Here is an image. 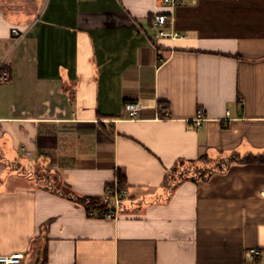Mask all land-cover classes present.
I'll return each instance as SVG.
<instances>
[{
    "label": "crops",
    "instance_id": "1",
    "mask_svg": "<svg viewBox=\"0 0 264 264\" xmlns=\"http://www.w3.org/2000/svg\"><path fill=\"white\" fill-rule=\"evenodd\" d=\"M164 1L0 0V256L249 264L264 249V164L164 186L175 169L264 155V0ZM120 178L115 220L54 191L103 197Z\"/></svg>",
    "mask_w": 264,
    "mask_h": 264
},
{
    "label": "built area",
    "instance_id": "2",
    "mask_svg": "<svg viewBox=\"0 0 264 264\" xmlns=\"http://www.w3.org/2000/svg\"><path fill=\"white\" fill-rule=\"evenodd\" d=\"M166 5L173 6L176 4V1L165 0ZM170 22L168 15H159L154 20V26L159 29L158 37H170L171 35L164 31L166 25ZM12 33L17 37L18 41H21L25 37V33L19 32L17 29H13ZM177 36V34L175 35ZM10 74L2 66H0V82L8 81ZM125 109L129 114L130 119L139 118L144 105L141 101L139 102H130L125 105ZM161 114L164 117H168L169 113L166 109L161 111ZM229 115V114H228ZM205 121V112L200 110L198 112V117L196 119V127L200 128L202 123ZM126 192L124 189H121L118 184H115L113 188L107 189L103 197L110 202V209L93 211L87 210V215L91 218H99L104 220H115L119 213L122 211L123 200L125 199ZM245 261L249 264H264V249L261 248H249L244 252ZM25 257L22 253H15L10 256H0V264H24Z\"/></svg>",
    "mask_w": 264,
    "mask_h": 264
},
{
    "label": "trees",
    "instance_id": "3",
    "mask_svg": "<svg viewBox=\"0 0 264 264\" xmlns=\"http://www.w3.org/2000/svg\"><path fill=\"white\" fill-rule=\"evenodd\" d=\"M232 162H239V163H251V164H264V155H258V156H247L244 158L238 157L236 155H233L229 158L227 161H223L221 163H218L215 165V167H212L211 169H186L179 171L177 169L173 170L170 173V176L167 177V181L165 182V188L168 191V194H170L173 189L178 186L181 182H184L186 180H206L208 179L212 174L214 173H220L225 172L228 170L229 166ZM123 181L120 178L118 181V186L123 189ZM114 185L107 187L113 188ZM54 191L56 193L62 194L64 196H67L77 203L83 205L88 211H101V210H108L110 209V202L107 201L104 197H78L75 196L73 193H71L68 190L62 189V188H55ZM124 206V201H123ZM124 208V207H122Z\"/></svg>",
    "mask_w": 264,
    "mask_h": 264
},
{
    "label": "rangeland",
    "instance_id": "4",
    "mask_svg": "<svg viewBox=\"0 0 264 264\" xmlns=\"http://www.w3.org/2000/svg\"><path fill=\"white\" fill-rule=\"evenodd\" d=\"M129 201V200H128Z\"/></svg>",
    "mask_w": 264,
    "mask_h": 264
}]
</instances>
